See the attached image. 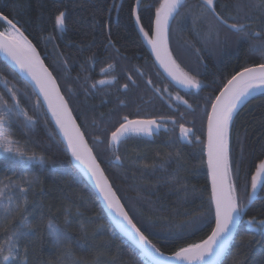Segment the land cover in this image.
Returning a JSON list of instances; mask_svg holds the SVG:
<instances>
[{
    "label": "trees",
    "instance_id": "obj_1",
    "mask_svg": "<svg viewBox=\"0 0 264 264\" xmlns=\"http://www.w3.org/2000/svg\"><path fill=\"white\" fill-rule=\"evenodd\" d=\"M233 2L219 0L217 11L225 18L229 14L237 15ZM241 2L244 11L252 12L251 27L260 36L242 37L238 32H229L227 35L231 37L228 36L227 41L231 39L234 45L231 51L223 52L227 56L221 58V63L201 56V64L207 65L208 71L197 78L205 85L200 94L214 97L221 88V79L249 63L264 62V54L259 50L252 54L253 47L249 49L245 44L250 38L258 43L264 40V14L254 9L256 0ZM134 3L135 0H0V12L13 19L14 23L19 22L17 26L50 67L134 222L152 244L173 254L182 247L207 239L214 228V208L210 203L211 188L204 155H199L198 150L196 155L192 154L188 147L181 145L175 147L174 140L170 139L172 143L169 144L155 138L153 143L133 146L122 143L123 148L119 150L121 163L112 162L113 153L118 151L109 145L110 134L121 122V110L124 108V105L115 108L114 101L122 93L118 90V95L110 96L106 103L104 100L111 93V84L91 87L98 80L111 78L118 68H124L125 79L131 72L139 73L138 70L142 69L133 64L142 58L139 62L149 66L148 79L152 80V85H148L146 110L149 115L168 110L163 107L162 99L168 103L169 100L158 97L159 93L154 91L158 87L155 81L162 77L139 39L132 14ZM158 3L159 0H142L140 15L146 31H149V19H153ZM199 3L200 0L187 1V7H183L174 20L169 39L171 52L181 68L190 74L196 70L191 71L192 64L183 58L188 59L193 54L181 51L179 42L183 32H188L191 27L194 30L190 17H184L186 9L190 6L199 8ZM61 11L66 14L63 28L55 24V16ZM6 28L7 23L0 20V29ZM225 31L221 29L222 37ZM212 42V49L216 53L221 51L223 42L218 44V48L214 46V39ZM112 62L115 67L109 69ZM101 69L105 72L102 73ZM200 69L203 71L202 66ZM5 78L8 86L17 91L21 107L33 117V123L26 128L24 116L13 114L10 133L6 129V134L19 142L14 146L23 147L29 154L34 152L50 162L44 165L38 160L22 163L11 156L0 155V199L10 180L20 184V178L38 177V183L27 190V205L0 229V239H5L0 263H12L11 256L8 261L3 260V256H8L6 244L9 245V235L26 217L31 228L27 226L22 231L28 234L21 236L17 243L21 253L20 264H149L110 223L94 190L72 165L70 155L35 91L0 57V97L12 103L11 94L4 84ZM139 93L132 91V99L127 103L133 105ZM195 101L200 102L198 97ZM138 102L144 100L140 98ZM118 103H126V99L121 97ZM102 115L103 119H100ZM229 147L233 179L238 195L244 198L245 185L250 191L251 176L259 162L264 160V93L251 98L235 115ZM253 216L258 220L264 219V190L240 220L223 264H264V235L254 233L246 223ZM50 221L67 233L68 239L57 247L47 232Z\"/></svg>",
    "mask_w": 264,
    "mask_h": 264
},
{
    "label": "snow or ice",
    "instance_id": "obj_2",
    "mask_svg": "<svg viewBox=\"0 0 264 264\" xmlns=\"http://www.w3.org/2000/svg\"><path fill=\"white\" fill-rule=\"evenodd\" d=\"M219 0H200L198 5L200 11L196 12L190 6L186 9L185 19H191V24L194 29L196 39L207 47L213 38L216 44H220L222 40L227 41V33L236 31L242 37L255 35L259 37L258 32L250 31L253 15L251 11H244V5L241 0H234L233 7L237 10V15L229 14L227 18L217 11ZM140 4L141 0H137L136 7L132 9V14L135 16L136 23L140 25ZM186 0H159L158 6L155 7L154 20L149 19V31H145L143 26H140V32L144 39L151 46L156 60L164 68L170 77L179 85L186 89H201L202 82L185 71L173 58L169 49V35L172 27V21L176 18L179 10L184 7ZM224 7H228L225 5ZM254 9H258L264 14V0H256ZM0 20L5 21L8 25L3 31H0V52L15 64L20 73L26 74L34 82L39 93L43 95L44 101L47 103V108L51 112L56 125L60 128L65 140L67 141L68 149L72 157L84 167L94 181L100 196L102 197L107 209L111 213L112 219L116 225L125 232L128 237L136 241L142 250L144 257H151L149 264H183L187 261L188 264H223L220 259L223 254L225 245L232 237L233 230L236 224L243 219L250 204L256 198L258 190H264V160H261L256 166L255 173L251 176L250 191L245 185L246 196L241 198L238 195L236 181L233 179V167L230 158V129L233 124L234 115L238 108L250 96L260 90H264V62L242 67L240 71L235 72L230 79L220 88L219 93L214 97L209 95L205 98L206 127H207V167L211 177V197L210 203L214 205V220L215 227L212 228L211 234L207 239L197 244H191L187 247H182L173 253L175 261L165 257V254L160 252L149 240L148 236L137 226L133 217L125 209L121 203L120 197L117 195L108 178L104 175L93 150L88 146L84 138V133L76 124L72 112L69 109L68 101L61 95L59 88L56 85L52 73L44 66L39 54L31 41L27 39L24 32L17 26L19 23L13 22L9 16H5L0 12ZM66 14L61 11L55 16V24L63 28L65 26ZM230 21H235L231 22ZM221 29L226 30L223 37ZM150 32L152 35L150 36ZM259 50L264 54V40H261L259 45L253 46V51ZM199 52V49H196ZM114 64H109V69H114ZM104 73L105 69H101ZM143 75V73H140ZM128 80L135 84L131 75H128ZM116 81V77L111 79H101L93 84L92 88L97 85L111 84ZM148 85H152V80L146 81ZM4 84L6 90L11 94L10 99L4 100L0 97V149L5 154L12 158L18 159L22 163H30L38 160L41 165L49 163L43 156H37L34 152H29L18 145V141H14L9 134H6V129L10 133V125L13 122L11 117L15 114L17 117L23 115L25 118V127H29L33 123V117L28 116L27 112L21 107L20 100L17 96V91L14 87L8 86V81L5 78ZM128 84L122 85L124 89L128 88ZM155 92H161V89L155 88ZM176 99L181 100L178 96ZM171 103V101H169ZM183 103L191 108L187 100ZM39 104V101H37ZM210 105V110L208 106ZM183 118V114H181ZM122 122L110 134L109 145L113 149L125 138L131 135L146 134L151 135L155 130L166 127L165 118L161 117L159 122L157 119H129L127 115L121 118ZM175 123V118L168 117ZM182 137L195 136L193 129L186 128L183 124L180 125ZM196 142H200L199 137H195ZM115 159L119 161L121 158L116 155ZM21 183L33 184L32 180H24L20 178ZM9 186L19 187L13 181H9ZM21 192L25 190L20 188ZM12 209L6 208L5 212L10 213ZM246 223L254 233L264 235V219H257L255 216L250 217ZM31 228V225H27ZM49 235L53 237L56 244H60L67 239V233L59 229L57 226L49 223ZM109 231H111L109 229ZM27 232L16 231L12 233L9 241V256H3L4 261H8L13 251L19 254L18 248H13L11 245L19 240L21 236L27 235ZM4 247L0 246V255H3Z\"/></svg>",
    "mask_w": 264,
    "mask_h": 264
},
{
    "label": "flooded vegetation",
    "instance_id": "obj_3",
    "mask_svg": "<svg viewBox=\"0 0 264 264\" xmlns=\"http://www.w3.org/2000/svg\"><path fill=\"white\" fill-rule=\"evenodd\" d=\"M141 4H142V2H141ZM141 4H140V6H141ZM186 7L187 6H184V9ZM192 8H193V10L194 9L200 10L197 7H192ZM117 19L118 18H115L114 20L117 21ZM153 20H154V17H153ZM133 21H134V16H133ZM140 23L142 25L141 20H140ZM134 24H135V22H134ZM172 26H173V24H172ZM251 26H250V31H254V29ZM135 27H136V25H135ZM136 30H137V28H136ZM144 30L146 31V29H144ZM233 32L237 33L236 31H233ZM137 33H138L140 41L144 45L147 52L150 54V52L147 49V47H146V45H145V43L141 37V34L138 32V30H137ZM151 35H152V33L150 32V36ZM177 35H179V33ZM228 36L231 37V35H228ZM180 37H182V39H180V42H179V47H180L181 51H190L193 54L192 57H189L188 59H186V58H183V59L187 63L192 64L191 71L196 70V73H192L191 75L196 76V78H198V76L201 77L202 75L203 76L206 75V73L208 71L207 65L201 64V63H203V58L201 56H204V57L208 56L210 58V60H212V62L219 64V63H221V58L223 56H227V54L223 55V52L226 53V51H228V48H230L232 45H234V42L230 41L231 39L229 41L222 43V45H223L222 49L217 54L216 51L214 49H212V47L210 46L211 43L207 47H205L202 43H200L196 39V37L194 35V30H192V27L189 29L188 32H185V33L183 32L180 35ZM234 37H235V39H237L236 36H234ZM255 37H257V36H255ZM240 39H241V41L244 40L242 38H240ZM110 40H112V39L110 38ZM172 42H173V40L171 41V44H172ZM109 43H111L113 45V48L117 49L116 46H114L113 41H110ZM212 44H213V42H212ZM245 44L250 49L254 45H258L259 43L256 41H253L250 38V40L246 41ZM196 49H199L200 51L197 52ZM256 52H257V50L253 51L252 54H254ZM151 59L153 60L152 57H151ZM124 60H126V59H124ZM131 61H135V60L131 59ZM139 61H142V58H138V61H135L133 66L136 68H140L142 70H140V71L138 70L139 73H137V72H135V73L131 72L130 73L133 80H135V84L130 82L128 79L124 78V76H123V74H125L124 68H122L121 70H120V68H118V71H116V74L112 75V76L116 77V81L114 83H111V86L109 88L111 93H110V95L106 96V99L104 101L107 103V101H109L110 96H113V97L117 96L118 95L117 91L119 90L122 93V95L115 98L114 107L118 108L120 105H124V108L121 110L122 117L127 115L129 117V119H137V118L153 119L154 118V119H157L158 122H159L161 117H164L166 127H162L159 130L158 134H154V132H153L151 135H146V134L131 135L128 138L123 139L121 141V143L118 145V152L113 153V157H111V161L112 162L116 161V159H115L116 155H119L121 158L119 150L123 148L121 145L122 143H124L123 145L128 144L130 146H133L134 144H137V143L138 144H140V143L145 144L147 142L153 143V142H155V138H161L163 143L168 141V143L171 144L172 143L170 141V139H171V140H175V142H173V143H175L174 146L181 145L184 147H188L192 154L196 155V150H198L199 155H201V154L204 155L205 164H206V168L208 171L207 155H206V153H207L206 152L207 127H206V117L204 116V112H205V103H206L205 98L208 97L209 95L200 94L205 85L202 83V87L199 90L190 89L187 92L181 91V90L177 89L170 82V80L164 76L162 71L160 69H158V67H157V70L159 71V73L161 74L160 76L162 77L160 80L155 81L158 84L157 88L161 89V92H159L158 97L163 96L164 99L171 101V103L165 102L162 99L163 107L167 108L168 110L167 111L161 110L158 115H149L147 110H146L147 105L145 103V101L148 100L147 96L149 95L148 94L149 93L148 92V84L146 83V81L148 80V72H149L148 67L149 66H146L145 63H142V62L140 63ZM248 63L249 62H247L246 64H248ZM111 64H114V62H112ZM253 64H256V63L255 62L249 63L248 66L253 65ZM257 64H259V62ZM200 66L203 67V71L200 69ZM240 70H241V68L239 70L234 71L232 73V75L235 74V72L240 71ZM140 73H143V75H140ZM232 75H228L226 78L221 79L219 81L220 82L219 87H222L227 82V80L231 78ZM109 79H111V78H109ZM125 83H127L129 85L127 89H124L122 87V85ZM106 85H108V84H105L103 86L106 87ZM100 86H102V85H100ZM140 88H143L144 90L140 91ZM134 90H136L137 92H140V93L138 94V96L136 94V96L134 98L135 103L132 105V104L127 103V102H129L132 99L131 93ZM177 95L182 97L183 99H181V100L176 99ZM121 97H124L126 99V103H118L119 100L121 99ZM197 97L199 98L200 102L195 101V99ZM140 98H142L144 100V102H138V100ZM184 100L188 101V104L191 105V108H189L188 105H185L183 103ZM208 108L210 110V105L208 106ZM181 114H183V118H181ZM168 117L175 118V123H173L171 120H167ZM100 119H103V115L100 116ZM121 122H122V120H121ZM181 124H183L186 128L193 129L195 136H188L186 138L182 137L181 132H180V125ZM195 137L200 138L199 143L196 142ZM183 140H185V141H183ZM114 150H116V149H114ZM176 150H178V149H176ZM178 153H179V151H178ZM119 161L121 162V159Z\"/></svg>",
    "mask_w": 264,
    "mask_h": 264
},
{
    "label": "water",
    "instance_id": "obj_4",
    "mask_svg": "<svg viewBox=\"0 0 264 264\" xmlns=\"http://www.w3.org/2000/svg\"><path fill=\"white\" fill-rule=\"evenodd\" d=\"M136 2H137V0H136ZM136 2H135V3H136ZM135 6H136V5H135ZM133 16H134V15H133ZM134 22H135V25H136V28H137L138 32H140L139 29H140L141 24L138 25V24L136 23L135 16H134ZM172 22H173V21H172ZM0 31H2V30L0 29ZM169 39H170V35H169ZM145 41H146V44H145V45H146L147 49L149 50L150 55H151V57L153 58V61H154L155 65L158 67V69H160V70L162 71V73L164 74V76H165L166 78H168V79L170 80V82H171L176 88H178L179 90H182V91H184V92L189 91L190 89H186V88L182 87V86L179 85L176 81H174V80L172 79V77H170V76L168 75V73L164 70V68H163V67L159 64V62L156 60L155 54L153 53V51H152V49H151V46L148 44L147 40H145ZM31 43H32V42H31ZM32 45H33V44H32ZM33 46H34V45H33ZM34 47H35V46H34ZM35 49H36V52L39 54L40 59L43 61L44 66H45V67H46V68L52 73L50 67H49L48 64L45 62V60L43 59V57L41 56V54L39 53V51L37 50L36 47H35ZM169 49H170V45H169ZM170 51H171V50H170ZM0 57L5 61V63H6L11 69H13V70H14V71H15V72H16V73H17V74H18V75H19L24 81H26V82L31 86V88L35 91L36 95L38 96L39 100H40L41 103L43 104V106H44L45 110L47 111L48 115L50 116V118H51V120H52V122H53V124H54V126H55V129H56V131H57L58 134H59V137H60V139H61V142L63 143V145L65 146L66 150L68 151V153H69V155H70V159H71V161H72L74 167H75V168L81 173V175L84 177V179L86 180V182H87V183L92 187V189L94 190L95 194L97 195L98 199L100 200V203H101V205H102V207H103V209H104V211H105L107 217L110 219L111 223L114 225V227L116 228V230H117V231H118V232H119L124 238L128 239V240H129V241H130V242H131L136 248H138V249L142 252L140 246L136 243V241H134V240H132L130 237H128V235H127L125 232H123V231L119 228L118 225H116L115 221H114V220L112 219V217H111V213H110L109 210L107 209V207H106V205H105V203H104L102 197L100 196L99 190L97 189V187H96L94 181L92 180L91 176H90L89 173L84 169V167L81 166V165H80V164H79V163H78V162L72 157V154H71V152H70V150L68 149V146H67V141L65 140V138H64V136H63V134H62L60 128L56 125L55 120L53 119L51 112H50V111L48 110V108H47V103L44 101L43 95L39 93V90L36 88L34 82H33V81L31 80V78L28 77L26 74H24V73H20V72H19V69H18V68L15 66V64H14V63H13V62H12L7 56H6L5 53L0 52ZM52 76H53L54 79H55L56 85H57V87L59 88L61 95L64 96V94L62 93V90H61V88H60V86H59V83H58V81H57V79L55 78V76H54L53 73H52ZM64 98L66 99L65 96H64ZM66 100H67V99H66ZM68 106H69V109H70L71 112H72V116L74 117V119H75V121H76V124L79 125L80 130L84 133V131L82 130V128H81V126H80V124H79V122H78L77 119L75 118V115H74V113H73V111H72V109H71V107H70L69 102H68ZM160 129H161V128H160ZM160 129L155 130L154 133H155V134H158ZM84 138H85V140L87 141L88 146L91 147L90 144H89V142H88V140H87V138H86V136H85V134H84ZM183 141H185V140H183ZM93 154H94V152H93ZM94 155H95V154H94ZM95 156H96V155H95ZM96 158H97V157H96ZM97 161H98V163L100 164V162H99L98 159H97ZM115 163H119V161L116 160ZM100 167H101V169L103 170L104 175L106 176V173H105L103 167L101 166V164H100ZM208 174H209V172H208ZM106 177H107V176H106ZM107 178H108V177H107ZM108 180H109V179H108ZM209 181H210V188H211V177H210V175H209ZM109 182H110V180H109ZM110 184H111V182H110ZM111 185H112V184H111ZM113 189H114V188H113ZM259 191H260V190L257 191V194H258ZM257 194H256V198H257ZM256 198L254 199V201L256 200ZM254 201H253V202H254ZM253 202H252V203H253ZM121 203H122V202H121ZM252 203H251V204H252ZM251 204H250V205H251ZM249 207H250V206H249ZM237 226H238V223L236 224V226H235V228H234V230H233L232 237L228 240L227 244L225 245V248H224L223 254L221 255L220 259H222L223 256H224V255L226 254V252L228 251L229 246H230V243L232 242V240H233V238H234V236H235ZM214 227H215V225H214ZM172 256H173V255H169V256H166V255H165V257H168V258H171V259H172ZM146 258H148L150 261L152 260L151 257H146ZM153 263H154V262H153Z\"/></svg>",
    "mask_w": 264,
    "mask_h": 264
},
{
    "label": "rangeland",
    "instance_id": "obj_5",
    "mask_svg": "<svg viewBox=\"0 0 264 264\" xmlns=\"http://www.w3.org/2000/svg\"><path fill=\"white\" fill-rule=\"evenodd\" d=\"M222 42L224 43V41H222ZM214 46L218 48V44H215ZM228 51H231V47L228 48ZM0 155L10 156L8 154H5L2 149H0ZM26 180H32V181H34V183L31 184V185H29L27 183H20V184H18L19 187L10 186V187L6 188L3 191V193H2V199H0V229L4 228L6 226V223H8L12 219H14L16 216H18V214L20 213V211L27 205V202H28V199L26 198L27 197V194H28L27 190H29V188L31 186H33L34 184H37L38 183V177H36V176L29 177ZM20 188H23L25 191L24 192H21L20 191ZM3 196H4V198H3ZM9 207L12 209V211L10 213H6L5 212V209L6 208H9ZM28 223L29 222L27 221V218L24 217L23 220L19 223V228L15 229L14 232H16V231H20V232L25 231V229H27ZM49 223H51L54 226H57L59 228V226L55 222L50 221ZM49 223H48V225H49ZM48 225H47V232H48V235H49ZM11 236H12V234L9 235V241L11 239ZM51 238H52V240L54 242L53 245L56 246V247L62 243L61 242L60 244H56L55 241H54V239H53V237H51ZM18 241H16L15 243H13L11 245V247L18 248V246H17ZM4 243H5V239L1 238L0 239V246H3L4 247ZM6 245H7V248L6 249L8 251V256H9V245H8V243ZM11 260H12V263L11 264H20L19 263L21 261L20 249H19V254H17V252H15V251H13L11 253ZM0 264H3V263H0Z\"/></svg>",
    "mask_w": 264,
    "mask_h": 264
},
{
    "label": "bare ground",
    "instance_id": "obj_6",
    "mask_svg": "<svg viewBox=\"0 0 264 264\" xmlns=\"http://www.w3.org/2000/svg\"><path fill=\"white\" fill-rule=\"evenodd\" d=\"M187 1L188 0H186V3H187ZM135 2H136V0H135ZM141 2H142V0H141ZM136 3H134V7L133 8H135L136 6ZM183 8V7H182ZM181 8V9H182ZM181 9L179 10V12L181 11ZM178 15V14H177ZM176 15V16H177ZM173 22H174V20H173ZM173 22H172V24H173ZM141 24V23H140ZM171 32V31H170ZM140 34H141V37H142V39H143V41H144V43L146 44V39H144V37H143V34L141 33V32H139ZM28 39V38H27ZM36 47V46H35ZM172 53V52H171ZM172 56H173V58L176 60V57H174V55H173V53H172ZM176 62L178 63V61L176 60ZM13 70V69H12ZM224 82V81H223ZM178 89V88H177ZM182 91V90H181ZM261 93H264V90H260V91H257L256 93H254L252 96H250L246 101H244V103H242L241 105H240V107L238 108V110H237V112H236V114L238 113V111L251 99V98H253L254 96H257V95H259V94H261ZM235 114V115H236ZM235 115H234V117H235ZM155 134V133H154ZM174 142H175V140H174ZM171 143V142H170ZM90 144V143H89ZM159 145V144H158ZM91 146V145H90ZM177 146V145H176ZM175 146V147H176ZM164 147V146H163ZM92 148V147H91ZM93 150V149H92ZM116 151H118V146H117V149H116ZM94 152V151H93ZM95 154V153H94ZM206 155H207V153H206ZM97 157V156H96ZM98 159V158H97ZM114 161V160H113ZM72 162V161H71ZM121 162L119 161V163H117V164H120ZM101 164V163H100ZM72 165H73V163H72ZM74 166V165H73ZM75 168V167H74ZM76 169V168H75ZM77 170V169H76ZM78 171V170H77ZM79 172V171H78ZM80 173V172H79ZM81 174V173H80ZM82 176V175H81ZM107 176V175H106ZM83 177V176H82ZM108 177V176H107ZM84 178V177H83ZM109 179V178H108ZM121 184V183H120ZM114 188V187H113ZM115 190V189H114ZM116 191V190H115ZM261 191V190H260ZM260 191L258 192V194H257V198H258V195H259V193H260ZM117 193V192H116ZM118 195V194H117ZM119 196V195H118ZM256 198V199H257ZM120 201L122 202V200H121V198H120ZM99 202H100V200H99ZM101 204V203H100ZM122 204H123V202H122ZM102 206V205H101ZM103 208V207H102ZM213 208H214V205H213ZM126 209V208H125ZM104 210V209H103ZM127 210V209H126ZM105 212V211H104ZM106 214V213H105ZM130 215V214H129ZM109 219V218H108ZM109 221H110V219H109ZM110 223H111V221H110ZM112 224V223H111ZM239 224H240V221L238 222V226H237V228H236V233H237V229H238V227H239ZM214 225H215V221H214ZM112 226L114 227V225L112 224ZM115 228V227H114ZM115 230H116V228H115ZM117 231V230H116ZM117 233L118 234H120L118 231H117ZM236 233H235V235H236ZM121 235V234H120ZM122 236V235H121ZM123 237V236H122ZM124 238V237H123ZM234 238H235V236H234ZM234 238H233V240H234ZM125 240H127L130 244H132L128 239H126V238H124ZM233 240H232V242H233ZM231 242V243H232ZM200 243V242H199ZM231 243H230V246H231ZM197 244V243H196ZM133 245V244H132ZM134 246V245H133ZM230 246H229V248H230ZM135 247V246H134ZM187 247V246H186ZM136 248V247H135ZM137 250H139L138 248H136ZM229 250V249H228ZM140 251V250H139ZM160 252H162V253H164L166 256H169V255H173V254H169V253H166V252H163V251H161L160 250ZM228 252V251H227ZM227 252H226V254H227ZM226 254L223 256V258L226 256ZM140 255L143 257V258H145V260L146 261H148V262H150V260L148 259V258H146V257H144L143 255H142V252L140 251ZM223 258H222V260H223ZM172 260L173 261H175V257L174 256H172ZM154 264V263H153ZM183 264H188V262L187 261H185V262H183Z\"/></svg>",
    "mask_w": 264,
    "mask_h": 264
}]
</instances>
